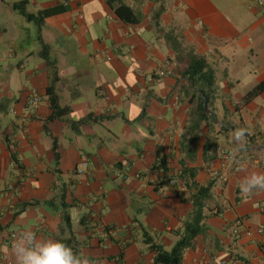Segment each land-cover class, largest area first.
<instances>
[{"label":"crops","instance_id":"0c3cea01","mask_svg":"<svg viewBox=\"0 0 264 264\" xmlns=\"http://www.w3.org/2000/svg\"><path fill=\"white\" fill-rule=\"evenodd\" d=\"M118 2L135 23L116 16ZM209 5L0 0V264H14L26 227L90 264H154L145 239L170 250L199 217L194 198L206 186L202 232L181 264H264V191L239 187L247 172L264 173V91L242 104L264 79V5L255 1L251 33ZM20 6L61 10L38 24ZM191 56L214 70L207 101L182 75ZM51 99L68 111L51 118ZM237 128L247 129L246 151L233 144Z\"/></svg>","mask_w":264,"mask_h":264},{"label":"trees","instance_id":"16d2710c","mask_svg":"<svg viewBox=\"0 0 264 264\" xmlns=\"http://www.w3.org/2000/svg\"><path fill=\"white\" fill-rule=\"evenodd\" d=\"M60 8L57 9H46L40 11L37 15L27 14L23 9V6H20L19 11L26 15L28 19H34L38 24H41L43 19L49 16L52 13L60 11ZM116 16L124 21L129 23H135L136 19L133 15L131 8L125 5L122 2H118V5L114 8ZM182 75L189 79L195 88L202 93V96L205 101L209 99V95L213 91L214 85V70L210 64L202 57L191 56L189 62L184 69ZM264 91V79L255 84L250 90H248L242 99V104H246L260 93ZM47 93L51 94V86H48ZM51 106L53 109V114L51 118L60 117L64 115L68 108L59 107L51 99ZM239 106V105H238ZM201 105L199 106V108ZM55 148V143H54ZM11 159L14 162H17L15 153L11 150ZM163 158L160 159L162 164ZM209 197V186L199 187L197 190V195L194 198V213L199 215V217L194 222H185L183 224L182 235L179 240L173 245L170 250H165L162 246L153 243L149 239H145L146 244H149L150 249L154 252L153 262L154 264H181L183 251L187 248H192L194 245L195 237L202 232V226L199 224L200 220V211L204 206V201ZM29 205V203L23 204V207ZM65 205V203H64ZM22 207V208H23ZM64 220L69 223L68 216H65Z\"/></svg>","mask_w":264,"mask_h":264},{"label":"clouds","instance_id":"9594fccd","mask_svg":"<svg viewBox=\"0 0 264 264\" xmlns=\"http://www.w3.org/2000/svg\"><path fill=\"white\" fill-rule=\"evenodd\" d=\"M246 133L245 128H237L233 131L232 141L236 145L237 152L247 150ZM239 187L244 195H254L264 191V173L247 172ZM11 255L14 257V264H90L87 256L73 251L62 241L38 239L29 227H26L12 243Z\"/></svg>","mask_w":264,"mask_h":264},{"label":"rangeland","instance_id":"374dc122","mask_svg":"<svg viewBox=\"0 0 264 264\" xmlns=\"http://www.w3.org/2000/svg\"><path fill=\"white\" fill-rule=\"evenodd\" d=\"M210 1V14L211 15H219L226 17V20H228L234 27L236 26V29L240 32H250L251 33V27L249 25L252 23V21H257L261 17L257 14L255 8V0H209ZM188 46L186 45L185 48L181 47V52L184 57H186V52H189L187 50ZM250 51V46L247 49V52ZM246 54L248 56H242L238 55L239 57H235V65L240 64L244 59L250 58L249 53ZM188 55V54H187ZM183 57L184 60H186ZM189 59V58H188ZM183 60V62H184ZM184 66H181V68ZM220 76V75H219Z\"/></svg>","mask_w":264,"mask_h":264},{"label":"built area","instance_id":"2783aa9c","mask_svg":"<svg viewBox=\"0 0 264 264\" xmlns=\"http://www.w3.org/2000/svg\"><path fill=\"white\" fill-rule=\"evenodd\" d=\"M256 1V5L257 6H259V7H261V6H263L264 5V0H255ZM148 79L150 80V81H153V80H155L156 78L155 77H153L152 75H149L148 76ZM31 103H33L34 105H36L37 103H38V98L36 97V96H34V97H32V99H31ZM221 152V155L223 156V158L224 159H227V158H229V156L225 153V152H223L222 150L220 151ZM87 167V162L86 161H83L82 163H81V168L78 170V172H83L84 170H85V168ZM240 224V220L239 219H237V220H235L231 225H230V232L235 236H237L238 235V233H239V231H238V225Z\"/></svg>","mask_w":264,"mask_h":264}]
</instances>
